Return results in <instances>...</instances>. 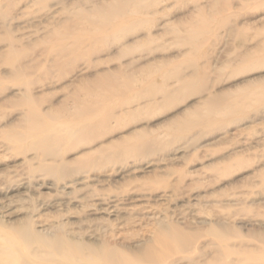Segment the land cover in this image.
I'll use <instances>...</instances> for the list:
<instances>
[{"label": "rangeland", "instance_id": "rangeland-1", "mask_svg": "<svg viewBox=\"0 0 264 264\" xmlns=\"http://www.w3.org/2000/svg\"><path fill=\"white\" fill-rule=\"evenodd\" d=\"M112 199L196 236L163 264L211 259L212 229L264 246V0H0V206L19 213L0 221L138 255L142 226L107 236L133 217L96 211Z\"/></svg>", "mask_w": 264, "mask_h": 264}, {"label": "bare ground", "instance_id": "bare-ground-1", "mask_svg": "<svg viewBox=\"0 0 264 264\" xmlns=\"http://www.w3.org/2000/svg\"><path fill=\"white\" fill-rule=\"evenodd\" d=\"M123 8L124 6L122 5L119 8L117 7L116 10H122ZM31 117L38 120L40 124L44 121H42L44 118L37 113H32ZM44 123L45 122H43V124ZM33 127H35L33 129H36L39 126L36 127L35 125ZM46 127L47 126L44 128ZM90 129L91 125L84 123L76 132L84 133L85 130L87 131ZM48 132L42 133L43 135H41V137L39 134V138L35 142L43 148V150L54 148V145L63 138L57 134L58 132H53L52 134L51 131L50 133ZM73 135H76L75 131L68 133L67 136H63L65 138H71ZM83 182L84 181H78L79 184ZM72 184L73 183L64 185L62 189L66 190L71 188ZM63 203L64 201L59 202L58 200L53 202L52 205H62ZM92 206L95 205L93 204ZM96 206V211L106 214L108 219H110V217H116V219H118L124 212L133 215L132 219L128 218V220L125 221H120L119 218V222L116 224L113 223L114 227L113 229L111 227V231H108L107 236L112 239H118L121 238L123 231L136 228V226H142V236H149L151 238L147 239V243L138 252V255L130 254L117 247L115 244H109L106 241L89 245L83 241L68 240L64 236L59 235L55 238L43 236L35 231L37 224L42 226L48 222V220L42 219L44 217L40 215L36 219H30L31 221L29 222H22L19 224L15 222V225L10 224L9 226L4 225V223L0 221V240L2 241L0 242V264H163V259H165L166 256L168 257L175 251L187 249L188 245H190V243L192 244L196 237L194 234L192 235L189 232H185L179 225L173 224L174 222L170 224L167 223L165 227L160 216H158V212L154 211L151 206L140 204L120 208L115 199H112L108 203L100 201ZM4 208V206H0V218H8L10 215L17 213V211H8ZM136 213L137 215L134 216ZM211 233L218 246L216 252L214 251L213 257L202 262L198 258L197 260L194 255H188L185 257L187 264H230V257L232 255L236 256L237 254H240V256H238L239 262L243 261L246 262V264H264L263 245L260 246V250L258 251L247 249L246 252H244L242 249L236 250L233 248L232 250L230 248L231 236L228 232L225 230L224 232H217V230L212 229ZM88 234L91 238L96 239L104 237L103 234L98 233L95 229L88 231ZM261 241L264 244V239Z\"/></svg>", "mask_w": 264, "mask_h": 264}]
</instances>
